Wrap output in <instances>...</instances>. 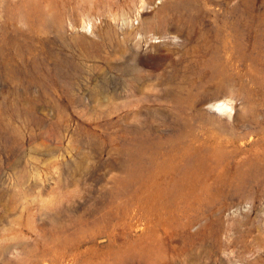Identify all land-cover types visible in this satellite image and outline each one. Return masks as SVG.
<instances>
[{
    "label": "rangeland",
    "instance_id": "rangeland-1",
    "mask_svg": "<svg viewBox=\"0 0 264 264\" xmlns=\"http://www.w3.org/2000/svg\"><path fill=\"white\" fill-rule=\"evenodd\" d=\"M0 264H264V0H0Z\"/></svg>",
    "mask_w": 264,
    "mask_h": 264
},
{
    "label": "bare ground",
    "instance_id": "bare-ground-1",
    "mask_svg": "<svg viewBox=\"0 0 264 264\" xmlns=\"http://www.w3.org/2000/svg\"><path fill=\"white\" fill-rule=\"evenodd\" d=\"M132 37V36H131ZM144 37V36H143ZM164 50H162V52H163ZM160 54H161V52H160ZM159 56V55H158ZM161 57V56H160ZM157 54L156 53H153L152 51H150L149 53H146V54H144V55H139V57H138V59H137V61H138V63L140 64V65H150V63H154V61H156L157 60ZM133 62H135V60L133 61ZM132 64V63H131ZM135 65V64H134ZM137 65V64H136ZM146 67V66H145ZM139 68V67H138ZM128 72H135V71H137L135 68H134V70H131V69H129V68H127L126 69ZM134 80V79H133ZM212 107H214L216 110H218V111H220V112H225L227 109H228V106L225 104V103H223V102H217V103H214L213 105H212Z\"/></svg>",
    "mask_w": 264,
    "mask_h": 264
}]
</instances>
